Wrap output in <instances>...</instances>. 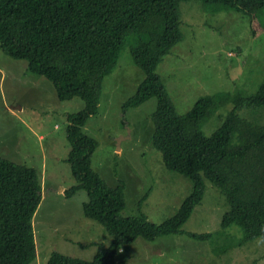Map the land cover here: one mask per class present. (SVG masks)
<instances>
[{
    "label": "trees",
    "instance_id": "trees-1",
    "mask_svg": "<svg viewBox=\"0 0 264 264\" xmlns=\"http://www.w3.org/2000/svg\"><path fill=\"white\" fill-rule=\"evenodd\" d=\"M181 1L188 0H0L1 50L25 60L30 73L50 81L59 100L77 97L84 103L80 111L68 115L66 161L75 182L63 193L71 196L83 189L88 197L83 214L110 235L108 245L96 244L91 260L52 252L46 264H117L115 253L138 237L154 240L181 233L203 198L205 180L223 194L227 209L220 229L189 232L188 236L200 240L215 234L223 239L228 235L226 229L236 226L242 232L241 242L264 239V123L254 124L235 113L245 106L264 105V77L255 92L234 95L232 109L208 136L200 126L227 100L228 92L201 95L188 111L179 114L156 68L182 38ZM199 1L205 10L248 15L236 0ZM124 43L143 78L122 107H135L156 97L151 143L161 153L164 166L191 183L175 213L158 224L149 222L141 211L121 216L123 187L107 185L91 168L96 141L81 129L97 112L103 79L116 65ZM41 189V177L34 167L0 156V264L35 260L32 221Z\"/></svg>",
    "mask_w": 264,
    "mask_h": 264
},
{
    "label": "rangeland",
    "instance_id": "rangeland-1",
    "mask_svg": "<svg viewBox=\"0 0 264 264\" xmlns=\"http://www.w3.org/2000/svg\"><path fill=\"white\" fill-rule=\"evenodd\" d=\"M236 4L248 15L205 10L199 0L181 1L182 38L156 68L179 114L188 111L201 95L229 93L227 100L201 124L200 131L207 136L232 109L234 95L255 92L264 77V2L236 0ZM142 78L128 43H124L116 65L103 79L97 112L81 129L96 141L90 156L91 168L107 185L123 187L125 207L121 216L141 211L149 222L158 224L175 213L190 192L191 183L186 176L168 170L161 153L151 143V113L156 97L151 96L135 107H122ZM83 106L77 97L59 100L50 81L30 73L25 60L12 58L0 48L1 157L42 172L47 187L58 182V190L61 186L68 188L75 182L66 161L70 150L68 115ZM235 113L254 124L264 123V105L245 106ZM87 200L83 189L71 196L53 192L41 198L32 221L41 264H46L52 252L91 260L97 251L96 244H109L110 235L103 226L83 214L82 206ZM226 209L223 194L205 180L203 198L182 225L181 233L165 234L154 240L138 237L115 253V261L264 264V239L241 242L242 232L236 226L226 229L228 235L223 239L215 234L200 240L188 236L189 232L203 234L220 229ZM89 239L95 243L86 245Z\"/></svg>",
    "mask_w": 264,
    "mask_h": 264
},
{
    "label": "crops",
    "instance_id": "crops-1",
    "mask_svg": "<svg viewBox=\"0 0 264 264\" xmlns=\"http://www.w3.org/2000/svg\"><path fill=\"white\" fill-rule=\"evenodd\" d=\"M20 109V108H19ZM40 177H41V195L42 197L45 196L46 194L48 193H53V192H56V193H59V194H63V190L65 189L63 186L60 187V189L58 190L57 187H58V182L55 183V185L53 186H49L47 187L46 184H45V181H44V177H43V173L40 172ZM35 240V239H34ZM91 243H95L94 240L92 239H89L88 242H86V245H89ZM85 245V244H84ZM82 244V246H84ZM36 246V244H35ZM31 264V263H30ZM35 264H41V261H40V254L36 251V258H35Z\"/></svg>",
    "mask_w": 264,
    "mask_h": 264
}]
</instances>
